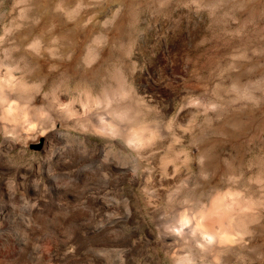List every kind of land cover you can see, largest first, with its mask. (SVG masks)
<instances>
[{
  "label": "rangeland",
  "instance_id": "1",
  "mask_svg": "<svg viewBox=\"0 0 264 264\" xmlns=\"http://www.w3.org/2000/svg\"><path fill=\"white\" fill-rule=\"evenodd\" d=\"M0 82L19 117L0 104V264H264V0H0ZM112 88L134 122L160 129L140 151L94 128L110 119ZM64 104L70 122L57 112ZM28 106L39 120L31 131ZM118 121L123 132L133 123ZM61 129L106 145L105 161L120 166L118 208L103 217L116 228L110 240L67 225L83 215L67 183L90 161L80 152L77 166L59 168L60 152L85 148ZM41 130L52 131L49 151ZM8 133L23 145L1 146ZM124 195L138 197L135 214ZM216 198L232 201L224 221L245 233L202 250L193 222Z\"/></svg>",
  "mask_w": 264,
  "mask_h": 264
},
{
  "label": "bare ground",
  "instance_id": "2",
  "mask_svg": "<svg viewBox=\"0 0 264 264\" xmlns=\"http://www.w3.org/2000/svg\"><path fill=\"white\" fill-rule=\"evenodd\" d=\"M12 76L13 75H11L10 77H12ZM23 80H24V78L21 77V81L20 80H17V81H20L21 82L20 85L25 86L26 83ZM7 83H9V82H7ZM22 83H24V84H22ZM0 84H1V82H0ZM4 84H6V83H4ZM7 85L8 84H6L5 86H7ZM11 87H12V84H11ZM20 87H22V86H20ZM24 88H23V90H24ZM107 89H109V88H107ZM117 90L118 89H113L112 88V90H107L106 93H105L106 99L108 100V103H113L114 104V106L111 109V111H109V113L111 112V116L109 115L110 116V119L108 120L107 117L106 118L105 117L102 118L103 116L102 117H97V119L94 117L96 119L95 121H93L94 119L92 120L94 122V128H95V130L101 132V134L103 133V134H105V136L107 135L109 138H111L112 141H110V142H112V144L115 143L116 141H118L117 137L120 136V137H123L124 140L130 144V146L132 145L134 148H136L138 151H140L144 145H147L148 146V144L151 143L152 140H154V138L156 137V135L158 134V132H160V129L155 124L153 125V124H151L149 122H142V123H140V122H134L135 117H137V116L134 114V112L132 110V107L133 106L120 104V102H119L120 94H119V92ZM3 91H4V89H3ZM3 93L4 92H1L0 91V104H2V105H8L7 107L5 106L6 108L3 107V109H5L4 112H3V116L4 117H7V118H10L11 120H18V122H19V119H18L19 117L14 112V105H13L14 103L12 102V104H9L8 103L9 101L6 98V95H4L5 93L4 94ZM31 97H34V96H31ZM100 98H102V97H100ZM63 101L64 100L62 99V102ZM101 102H104V100H102ZM101 102H100V104H101ZM15 104H16V102H15ZM68 106L69 105H65L64 104L63 106H61L57 110L58 114L60 115V117L62 119L61 121H63V122H70L69 120L71 118V111L72 110H70V108ZM31 107L28 106V108H26V110L23 111L24 127H26L30 131L31 130H35L37 128L35 126H36V121L38 120L37 119L35 121L31 117V115H30V108ZM40 113H45L46 114L45 111L44 112H40ZM45 114H43V116ZM83 114H84V111H83ZM85 114H86V112H85ZM47 115H46V117H47ZM119 115H124V116H127V117L133 119V123L131 124V122H130L129 124H131V125L130 126L127 125V126H129L127 132H123V129H122V127L119 124V121H118ZM41 117H42V115H41ZM20 121H22V120H20ZM92 125H93V123H92ZM50 128H52V127H50ZM24 130H26V129L24 128ZM14 131H15V129H14ZM50 133L47 132V131L41 130L40 132H37V135H36V138H41V141L40 142L45 145V147H46L45 149H47V150L49 148V143H50ZM53 133H55V134H57V136H60V137H63V138L66 137L67 139H69V140H67L68 142L71 140L70 138H72L73 140L74 139L75 140H78L79 143L82 144L85 147L83 150L81 148H78V149H75V150L72 149V150H74V153L72 151L73 154H71V153L68 154L67 153L65 156L63 154V156L65 158L62 156V152H60L58 154V158H57L59 168H61V166L62 167H67V168H72V167L77 166V158H78L77 157V153H80V152H86L87 154L83 153V155H81V156H83V157L86 156V159L88 158L89 161H90V163L88 165L84 163V165H87V166L85 168L83 167V169H81L80 171L77 168L78 171H79L78 172L79 174H78V176L77 175L76 176L78 177L79 180L77 181L76 179H73V180H76L77 183L70 185V182H72L73 180L72 181H68L67 180L68 181L67 185L70 186V187H73L72 189L69 187L71 189V191L69 190V194H68L69 196H67L68 199H69L68 202H71V206L72 207H78V208H80L83 211V215L81 217L72 219L69 223L67 222V225L72 226L74 232H76L78 234L84 233L85 235L89 236V238H94L96 241L101 242V243H102V241H105L106 239H109V240L112 239L114 237L116 228L115 229H113V228L112 229L103 228L105 225L107 226L106 220L103 217L107 214V212L113 214L114 213L113 210H115L114 207H116L117 204H119V201H118V192L117 191L120 189V181H118L117 178H114L116 176H112V175H113V171H116V173H117V170H119L118 167H120V166L117 167L115 164H113L111 162L105 161L106 160V156L104 154V150L106 149L105 148L106 145H102V146L99 145V147H96L94 145V147H91V144L90 145L88 144V140L83 139V138H79V137H75L74 135H72V133L70 131H62V129H61V131L60 130H55V131H53ZM8 134H10V133H8ZM8 134H5L4 135V139H3V142H2V145L1 146L5 147V148H8V149H12V148H16V147H19V146H22L23 145V142L20 141L18 138L15 139L14 138L15 136L14 137H11V134L12 133L10 135H8ZM2 135H3V133H2ZM21 135H22V133H21ZM52 140H53V138H52ZM73 140H71V141H73ZM83 146H82V148H83ZM88 146L91 147L90 148L91 150L89 149ZM68 147L69 148H65V149H68L67 151L70 152V144H69ZM51 149H52V147H51ZM96 151H98V152H96ZM81 156H79V157H81ZM80 159H82V158H80ZM80 159H79V161H80ZM79 165H81V164H79ZM84 169H85V171H84ZM121 172H123V171H121ZM136 180H137V177H136ZM134 197H132L131 195H124V196H121L120 197V200H122V202H124L126 204V208L128 209L127 211H129L127 213L135 214L137 212V207H136L135 204L137 203L138 197H135V198ZM65 202H67V201H65ZM225 202L221 198H216L212 202L210 208H208L207 210H202L200 208L201 209V211H200V220L193 219V220H195V222H193L194 225L198 221L197 222V225L195 227H196V230H199L201 232V236H200L201 238L199 240L201 249L203 248L205 250V248H210V247L212 248L214 246L213 244H216V243H218V244L219 243H223L224 244V243L233 242V241H235L237 239V237H239V236H241V235H243L245 233V230L243 229V227L235 226L232 223V220L228 221L227 223L224 221V217H226L227 215H230L231 212L234 211V210L232 211V209H231L232 207L229 206V204L232 201L229 204L228 203H225ZM232 205H233V203H232ZM68 206H69V204H68ZM116 208H118V207H116ZM111 211H113V212H111ZM70 213H71V211H70ZM73 213H74V211H73ZM117 213H115V214H117ZM64 216H66V215H64ZM193 216H196V215H193ZM186 217L187 216H184L182 218H186ZM231 217H233V216L231 215ZM193 218H196V217H193ZM111 219H113V218L111 217ZM229 219H230V217H229ZM229 219H227V220H229ZM185 220H187V219H185ZM62 221H61V225L63 224ZM180 222H182V221H180ZM235 224L237 225L238 223H235ZM178 226H179V224H178ZM174 229L176 230V227ZM188 229H190V228H188ZM186 231L187 230H185V232H184V228L183 227H177V230H176V232L178 234H182V235L183 234H187ZM191 232L194 233V230L191 231ZM172 233H174V230H173ZM189 233H190V230H189ZM188 234L185 235L186 238H189L188 237L189 236ZM192 234H190V235H192ZM195 234H197V233H195ZM193 236H195V235H193ZM75 238H76V236H75ZM77 238H80V237H77ZM193 238H192V241H194ZM166 239H168V238H166ZM178 240H179V238H178ZM72 241H73V239H72ZM74 242L75 241H73V243ZM80 242L81 241H79V243ZM123 242H125V241H123ZM183 242H184V240H183ZM186 242H189L190 243L191 242V239H190V241L187 240ZM199 242H198V244H199ZM189 243H186V244H189ZM127 244L131 245L132 246L131 248L135 247L134 244H131L130 242H128ZM192 244H193V242H192ZM198 244H196V241H195V245H198ZM210 251H211V249H210ZM198 252H200V251H198ZM216 253L219 254V252H216ZM215 255H216V258H218L217 257L218 255L217 254H215ZM24 256H26V255H24ZM184 257L185 256H183V258ZM187 257L188 256H186L185 259H182V258L179 259V258H177L178 259V262H180V264H193L190 261V259H187ZM175 261H176L175 263H177V260H175ZM11 262L13 264L14 260L11 261ZM7 264H9V263H7Z\"/></svg>",
  "mask_w": 264,
  "mask_h": 264
}]
</instances>
